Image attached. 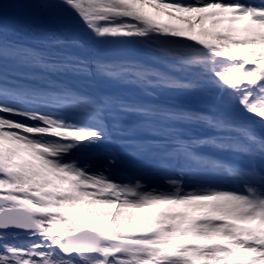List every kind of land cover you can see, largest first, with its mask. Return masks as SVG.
<instances>
[{
  "label": "snow or ice",
  "instance_id": "6c2138e0",
  "mask_svg": "<svg viewBox=\"0 0 264 264\" xmlns=\"http://www.w3.org/2000/svg\"><path fill=\"white\" fill-rule=\"evenodd\" d=\"M0 264H264V0H0Z\"/></svg>",
  "mask_w": 264,
  "mask_h": 264
},
{
  "label": "rangeland",
  "instance_id": "374dc122",
  "mask_svg": "<svg viewBox=\"0 0 264 264\" xmlns=\"http://www.w3.org/2000/svg\"><path fill=\"white\" fill-rule=\"evenodd\" d=\"M243 23L245 22H241L240 25L238 26H243ZM206 28H209L211 30V22H206V25H205ZM224 26H221V28H223ZM187 206H171V205H160V206H154L153 208H150V209H142V210H139V211H136V210H124L123 212V216L127 217V216H132V217H135V219H133L130 223L133 225V227H129L126 229V231H136L135 230V222H137V220L139 221H142L143 219L149 217L151 214L153 213H159L161 211H164L168 208H174L176 210H179V211H183L186 209ZM91 211H96V210H101V211H109V212H115L116 209H98V208H92V209H89ZM79 212V213H77ZM86 209L83 205H78L76 207V214L77 215H81V216H84L86 219L88 218L86 216ZM103 223H107L110 227H114V225L111 224V218H109V220L107 221H104ZM138 224V222H137ZM186 238H177L175 241H185ZM239 255V253H237Z\"/></svg>",
  "mask_w": 264,
  "mask_h": 264
},
{
  "label": "trees",
  "instance_id": "16d2710c",
  "mask_svg": "<svg viewBox=\"0 0 264 264\" xmlns=\"http://www.w3.org/2000/svg\"><path fill=\"white\" fill-rule=\"evenodd\" d=\"M139 225L141 224V223H138ZM143 226H146V225H143Z\"/></svg>",
  "mask_w": 264,
  "mask_h": 264
}]
</instances>
